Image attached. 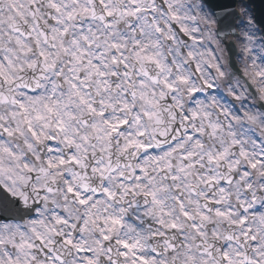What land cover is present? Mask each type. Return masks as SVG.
Wrapping results in <instances>:
<instances>
[{
    "label": "snow or ice",
    "instance_id": "snow-or-ice-1",
    "mask_svg": "<svg viewBox=\"0 0 264 264\" xmlns=\"http://www.w3.org/2000/svg\"><path fill=\"white\" fill-rule=\"evenodd\" d=\"M0 264H264V0H0Z\"/></svg>",
    "mask_w": 264,
    "mask_h": 264
}]
</instances>
